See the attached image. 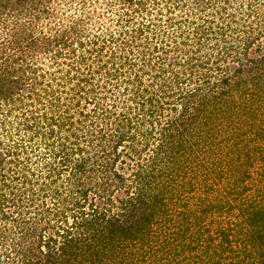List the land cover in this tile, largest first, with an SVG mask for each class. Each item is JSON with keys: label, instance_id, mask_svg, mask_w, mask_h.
Masks as SVG:
<instances>
[{"label": "trees", "instance_id": "trees-1", "mask_svg": "<svg viewBox=\"0 0 264 264\" xmlns=\"http://www.w3.org/2000/svg\"><path fill=\"white\" fill-rule=\"evenodd\" d=\"M62 1L66 6H57L54 0H0V264H147L143 260L152 247L159 254L148 264H173V258L165 254L173 255L175 246L183 245L188 225L182 223L200 228L204 218L212 221L215 215L233 213L236 204L229 202L238 198L247 217L234 223L225 219L221 222L224 226L215 222L216 234L204 238L203 251L209 252L205 260L209 264H264V182L256 183L249 196L256 203L241 206L244 191L250 189L246 183L253 178L249 167L256 159L264 163V42L253 45L260 33L238 44L224 42L211 60L219 73L207 68L209 56L198 63H190L194 57L185 58L191 70L172 72L167 82L158 83V93L149 95L145 86L140 87L136 73L142 71L145 53L154 54L155 50H144L147 40L144 45L135 44L137 50H126L123 44L112 47L123 32L115 36L109 26L103 31L102 26H96L89 34L92 29L86 31L87 25L93 18L83 10L89 0ZM107 1L105 12L111 13L112 3ZM113 1L125 8L114 14L119 20L127 16L125 23L132 18L129 12H142L146 3L157 4L154 0ZM93 3L101 4L98 0ZM138 24L139 29L125 28L124 32L139 36L144 31ZM215 29L218 32L206 27L201 36L228 31L224 25ZM83 33L91 39H84ZM135 38L131 36L129 44ZM86 41L92 47L82 48ZM203 41L197 42L198 47L207 43ZM251 46H255L254 56L248 57ZM104 47L109 54L130 55L114 73H109L102 59ZM77 48H82L81 52L75 53ZM65 57L73 58L67 69L96 60L97 70L105 68L111 78H117L114 86L129 83L123 79L127 75L122 67L131 70L136 66L133 83L137 81L130 87L129 103L116 111L113 103L107 106L90 95L93 87L78 85L73 89L84 94L70 106L60 102L59 95L42 105L43 113H51L43 115L44 125L32 115L33 108L28 109V116L22 100L30 99L29 108L39 88L45 91L51 84L43 79V61L47 67L54 64L59 68ZM87 80L90 77L82 81L90 84ZM80 98L91 106L79 108ZM98 98L103 100L104 95ZM17 101L21 103L15 106ZM17 108L22 111L13 115L16 131L11 133L7 118ZM19 125L32 128L42 139L45 135L44 139H60L52 161L44 159L47 151H43L42 163L32 168L27 152L20 157L16 150L21 145L13 137ZM65 130L69 133L60 137ZM245 134L259 137L260 145L255 137L244 138ZM55 157L59 158L57 165L53 164ZM216 180L227 181L231 189L220 193ZM198 188L203 195H197L199 206L194 207V213L179 210L176 204L183 206L184 195ZM87 196L90 200L84 210ZM243 222L250 230L244 231ZM235 235L241 256L236 253L227 259L222 244ZM199 239L195 235L191 239L194 244L188 241L183 249L193 248ZM214 256L216 259H211Z\"/></svg>", "mask_w": 264, "mask_h": 264}, {"label": "rangeland", "instance_id": "rangeland-1", "mask_svg": "<svg viewBox=\"0 0 264 264\" xmlns=\"http://www.w3.org/2000/svg\"><path fill=\"white\" fill-rule=\"evenodd\" d=\"M93 1L94 0H89L84 2L86 6L83 8L84 12L87 11L90 15H92L93 18V22L87 25L88 29L86 31L92 29L89 30V34L93 33V30L95 29L94 27L96 26H102V31L104 28L109 26L108 30L114 32L115 36L119 31L123 32L122 34H120V37L116 40V42H113V44H111L112 47H115V45L121 47V45L123 44L126 50L127 48H132L133 50H135V44H138V42H140L144 45L147 40V44H145L146 47L144 46V50H147V52L155 50L154 54H151V56L145 53V58L148 61H146L145 59V63H141L143 65L142 71L136 72L138 73L137 75L140 76V87L145 86L147 90L146 93H148L149 95L151 92L152 94L158 93V83H162L163 81L167 82L169 80V77L172 76V72H189L191 70L190 68H188L187 64H185V58L194 57V59H190V63H198L199 61H201L200 58L203 59L209 56L211 59L208 62L209 64L207 68L209 70H212L213 72H216L214 71V69L216 68L215 64L211 63V60H213L212 56H214V53H217V50L223 46L224 42H226V44L227 42L238 44V42H242V39L248 37H255L259 33V37L257 36V39H255L253 45L256 44V41L259 44L264 42V0H209L208 2L201 0H154L157 1V4L152 5L150 3H146L142 12H129L128 15L131 16L133 19L129 17L126 23L124 19L127 16H121L120 19L122 20H119L117 16H115L117 14L116 11L120 13L124 12L125 10V8L122 7L120 4L114 3L115 1L112 2V0H108L111 1L110 3H112L110 6L112 10L111 13H109V10L105 12V9L107 7L105 6V4L107 0H98L99 3H101L100 5H96V3L94 4ZM54 2V4H56L57 6H66V4L62 0L59 3H56L57 1L55 0ZM78 5L80 6V4ZM171 7L173 8V10H170ZM126 8L129 9V7ZM95 18H99L98 22L95 21ZM138 23L142 24V28L144 31L141 32L139 36H136L134 33L132 35V32H124L125 28L128 29V31H131V28L133 27L139 29L140 26ZM220 25H224V27L227 26L228 31L225 32L226 34L219 35L217 33L215 35L213 32L209 31L207 32V34L205 33V35L203 34V36H201L202 33L206 31V27H211V29H214L216 32H218L215 27H218ZM88 33H83L84 39H91V37L88 36ZM224 35H226V38H224ZM131 36L136 38L129 44ZM198 38H201V40L199 41ZM205 38H207V41H203L205 40ZM202 41L203 43H207L198 47V45L200 44H198L197 42L200 43ZM126 42L128 43V46L125 44ZM84 43L85 45L82 48L92 47L87 41ZM98 43L99 42L97 41V44ZM154 46L157 48L153 49ZM82 48H77L75 53L81 52ZM254 48L255 46L250 47L247 53L248 57L254 56ZM102 51L106 52V55L102 59H105V61L107 62L106 68L109 69V73H114L116 67L124 65L126 58H129L130 56L127 54L113 55V53H110V55L105 47L102 48ZM91 55H94V53L91 52ZM76 56L77 54L73 58H77ZM73 58L65 57L63 63L59 66V68L58 66L56 67L54 64L51 65V67H47L49 66V64L47 65V63L45 64V61H43V79H48L47 81H50L51 84L50 86H47L45 91L39 88V92H37L36 96L34 95V103L31 104L29 108L27 104L30 103V99L22 100L23 104H25L22 107L27 109L26 113L28 116L31 115H29L28 109L33 108L31 110L32 115L37 118H40L44 125L45 120L43 119V115L47 117L51 113H43L46 111H43L44 106L42 105H46L47 103H49L52 97L59 95L61 98L60 102L64 101L65 104H68L70 106L76 101V98L81 96V93L84 94V91L79 93L75 92V89H73V87H77L78 85L83 86L85 88L93 87L94 91L91 92L90 95L94 94L95 97H97L95 98V100L101 103L103 102L107 106H111L113 103V105L115 106H113L112 109H115L116 111L124 108V106L129 103L130 99L128 98V96L130 95L129 93H131V91H129L130 87L135 85L134 83L137 81L136 80L133 83L134 79L137 78V76L133 75L135 72V68H137L136 66H133L131 70L128 69V66H126V68L122 67V70H124L125 72L124 76L127 75L123 79H129V83L127 84V82H125L123 84L114 86L113 83H117V78H111V76H109V73H106L105 68L97 70L95 66L96 60L88 59V61L90 62L88 65H85V63L82 65L81 63H79L76 64V67L80 68L76 69V67H70V69H67L69 66L67 64L68 61H72ZM60 60H63V58H60ZM229 60L230 57H227L226 61L229 62ZM110 69H112V72H110ZM90 72H92V74H90ZM159 72H161L162 75L160 73L159 76L155 77L154 75ZM87 77H90V80H87L90 81L87 82L90 84H84V82L82 81ZM107 78L109 80H107ZM120 79L122 78L120 77ZM44 80L43 83L45 82ZM124 84L126 88L123 87ZM163 85L165 86V84ZM183 85L184 84H181V86ZM23 91L21 92L22 94L24 93ZM74 93H76V96H73ZM98 95L99 97L104 95V99L102 100L101 98H98ZM72 97L73 99H71ZM78 101L79 108L86 109L91 106V103H88L87 100H84L83 98H80ZM20 103L17 101L14 105H20ZM82 105L85 106L82 107ZM21 111L22 108H17L14 109V111H12L10 115H8L7 126L9 127L10 125H12V127L10 128L11 133H14L16 131V129L14 128L15 123L13 115L17 117V114H21ZM55 115H57V112H55ZM19 119L22 120V118L20 117ZM227 130L231 131L228 127ZM68 133L69 131L65 130L60 132L59 134L60 137H64V135ZM32 135H34L33 138L31 137V139L33 140H28ZM249 136L255 137L254 141H256V143L260 145L261 140L259 139V137L253 136L251 134H245L244 138ZM13 137H15L14 139L18 141V143H20L21 145L17 146L16 151H19L20 157L22 152H27V156L29 158V161H27V163L32 168H37L42 163L41 153H43V151H47V154L45 155L44 159L46 161H52V154L58 148L56 144L58 143V141L60 142V139H56L55 136L50 138L47 137L44 139V137H46L45 135L42 139L41 134L35 135L32 128H27L26 130L25 128L21 127V125L18 126L17 134H13ZM20 138H22V140ZM48 143H51L50 145H53L52 147L54 148H51ZM262 146L264 147V145H261V147ZM240 152L241 151H235L236 154ZM58 159V157L54 158V165H57V163L55 162H57ZM127 162L128 159L126 158L124 160L123 165H125V163ZM259 163H261L259 160H253L251 166L249 167L253 178L252 181H247L246 183L249 185L250 189L244 191V194H246V196L244 197L245 200L241 205L242 207H244V205H248L249 203H256V201H251L249 196L253 192V188L256 183L259 186L261 183L264 182V163H261L262 166H260L261 164ZM21 164V162L17 163L19 167L21 166ZM6 166L9 165H5L4 168ZM10 166L14 168L13 163H11ZM117 166H119L118 163ZM229 181L231 182L232 180L229 178ZM214 182L216 189L220 193H225L226 191L231 189V187L226 184L227 181L220 183L216 180ZM198 189L199 190L187 192L184 195L185 197H183L182 199L186 201L185 204L183 206L180 204H176V206L180 208L179 210L184 211V213H192L194 207L199 206L196 197L197 195L202 196L203 190L200 188ZM44 200L48 202V197H46ZM89 200V196H87V199H85L84 202V210L88 207L87 203L89 202ZM238 200L240 201L241 198H238ZM238 200H235L236 202H229L232 205L236 204L235 208H233L232 210L233 213H231L230 211L231 214L229 215H224L223 213L215 215L212 221L209 220V218H204L200 221V228H197V226H190L189 222L182 223L183 226L185 224L188 225L187 232L182 240L183 245H185L188 241H190V245L194 244L191 239H194L195 235L197 234L200 236V242H198V244H196L195 246H192L193 248L191 249H183V245L175 246V251L173 255L171 253H163H166L165 255L170 258H173V264H209V260H205V253L208 257L209 252L208 250L205 252L203 251L206 248V241L204 240V238L207 235L216 234L215 228L217 227V225H215V222H217V224H222L221 222H224L225 219H228L229 221H231V223H234L235 221L244 220L247 217V214H244L241 210L242 208L238 206L240 205L238 203ZM175 215L178 219L180 218V214ZM222 225L224 226V224ZM240 226L243 227L244 231L250 230V228L248 227V225H246L245 222H243V224ZM162 230L165 229L162 228ZM162 236L163 235H161L160 237L162 238ZM237 237V235L229 236L230 241L225 244H222V247L226 248L224 254L228 255L229 258L227 259H233V255H235L236 253L237 255L241 256L240 253L242 249L240 248V244L238 243ZM216 241H218V239H214V242ZM154 250V247H152L148 251V253H146V256L149 259L145 257V259L143 260L144 263L148 264V262L153 261L151 259L153 256L156 257L159 254V252H154ZM215 257L216 256L212 257L211 259H216ZM162 261L166 263L167 259L162 258Z\"/></svg>", "mask_w": 264, "mask_h": 264}]
</instances>
